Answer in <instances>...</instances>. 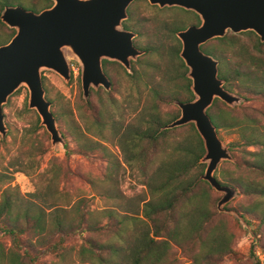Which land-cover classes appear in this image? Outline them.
<instances>
[{
    "label": "trees",
    "instance_id": "16d2710c",
    "mask_svg": "<svg viewBox=\"0 0 264 264\" xmlns=\"http://www.w3.org/2000/svg\"><path fill=\"white\" fill-rule=\"evenodd\" d=\"M13 1L19 3L21 0H0V11L5 5L16 3ZM43 2H46V5L51 3L50 0H39L38 3L29 5L38 10L41 8L39 4ZM0 25L8 28L1 20ZM7 34L1 31L0 38L3 39ZM9 34H13V30H10ZM256 44L254 47L257 50L259 49L257 46L264 43L259 42L257 38ZM239 57L236 78L242 90L240 93L264 97V59L244 50L240 52ZM102 64L105 72V60ZM120 68L129 81L140 80L136 69L132 68L133 72L128 73L122 66ZM230 74L231 71L228 70L227 75L223 72L222 76L229 80ZM187 83L190 84L189 80ZM153 86L147 95L149 97V102L145 104L147 112L143 113L147 118L143 120L142 126L131 132L132 137L126 148L128 157L125 161L129 164L135 163L142 170L148 168L149 163H154L156 161L154 158L160 157L159 154L167 152L164 157L168 162L163 168L161 165L165 162L150 171L152 177V182L148 186L150 198L143 204L141 215L117 214L116 209H103L101 213L106 219L102 222L90 214V210L81 208L85 199L73 203L71 199L65 198L63 200L65 204L55 206L56 197H52L50 206L58 207L60 214L48 222L41 208L35 209L31 205L20 206L19 201L23 198L20 197L19 188L8 185L0 193V221H3L2 228L10 235L12 244L9 247L0 244V264H27L37 261L38 255L28 251L32 246L21 245L20 237L24 233L28 236L36 235L39 244H47L49 250L46 252L42 250L40 253H55L61 260L60 264H175L177 259L171 250L173 244L189 253L191 257L189 264H219L225 257L236 258L237 253L231 246L232 232L223 221L219 224L213 223L216 214L213 209L215 199L211 197L213 189L206 181L199 179L204 169V163L200 162L204 148L194 125L188 123L179 126L187 128L183 136L172 137L171 143L169 136L173 135L178 127L161 129L169 121L161 112V105L171 103L175 99L190 100L193 94L190 88L182 91L172 86L168 88ZM92 92L98 94L101 104L105 93L112 91L103 90L104 96L98 91L91 90ZM46 98L51 102L54 116L59 117L61 113L53 111V101L47 93ZM106 99L108 102L114 100L112 96H107ZM124 99L123 95L122 100ZM85 104L88 107L89 101ZM109 106L115 110L119 107L116 102L109 103ZM210 110L214 112L210 113ZM207 113L221 138V131L236 135V140H230L228 145L231 152L237 150L241 157V161L238 162L237 156L232 152L235 158L232 163L238 173L224 171L222 173L224 181H219L222 184L235 185L242 196L254 198L253 202L243 207L240 212L251 226L253 244L249 251L254 259L256 247L264 250V245L257 243L264 227V125L240 105L229 107L218 98L214 99ZM108 116H112L111 112L105 108V112L101 111L91 119L92 126L80 114L84 119L83 125L75 123L71 126L70 132L81 154L87 155V152L105 149L103 143L92 140V134L94 132L105 139L103 136L105 129L112 132V129L107 127V124L112 123ZM175 116L173 115V118ZM35 122L34 129L41 128L37 124L38 118ZM24 135L25 133L16 150L15 161L19 164L12 165L15 170L23 171L20 167L25 164L31 169L30 175L36 177V190L30 195L38 197L48 194V190L53 191L49 189L50 187L59 185L62 179L68 177L70 169L57 158H51L43 171L35 174L39 167L36 157L43 153L45 148L41 142L35 144L31 134ZM124 140L128 142L127 139ZM38 144L40 146H37ZM71 153L72 150L67 148L66 155ZM24 158L26 162L23 163ZM163 159L162 157L160 161ZM11 179L12 177L0 173V186ZM42 182L45 185L42 186ZM52 195L55 196V193L52 192ZM55 234L59 235L57 241L53 238ZM76 235L81 237V243L80 246L73 247L71 245ZM98 235L105 236V239L96 240L95 236ZM254 261L257 264L255 259Z\"/></svg>",
    "mask_w": 264,
    "mask_h": 264
},
{
    "label": "rangeland",
    "instance_id": "374dc122",
    "mask_svg": "<svg viewBox=\"0 0 264 264\" xmlns=\"http://www.w3.org/2000/svg\"><path fill=\"white\" fill-rule=\"evenodd\" d=\"M17 2L18 1H13V5H20L26 10L35 11V9L30 7L29 3L36 4L39 0L36 2L35 0H21L19 3ZM47 5H49V3H47ZM47 5L46 2H43L39 4V7L43 8ZM10 30H13L14 34V29L9 27L6 28L5 26L3 27L0 25V32L3 31L4 33H8L6 37H3V39L0 38V45L6 43L12 37L13 34H9ZM227 31L228 33L226 32L227 34H225L222 39L221 57L222 61L226 63V66L231 73L233 69L237 68V62L240 59L239 54L243 50L264 59V44L258 45L257 47H259V49L257 50L254 47V45H257L256 43L258 38L255 32L251 30L241 31L238 33H233L229 30ZM251 32L254 34H251ZM258 41L261 42L259 38ZM147 52L145 51V55L136 63V67L138 68L136 70L141 71L145 69L144 71L146 74L151 72L150 68L147 69L145 67V63H147V61L165 66L166 62L164 59H159L158 57L151 55L149 50ZM67 61H69L71 70V76L68 81H65L61 76L52 70L43 69L41 72L45 92L53 101L52 109L56 113H61L59 117L56 118L55 116V118L57 120L59 130L65 138V145L63 147L51 146L50 135L44 126L40 125V118L37 112L27 106L28 90L25 86H20L17 90H15L9 96L7 102L3 105V112L7 125V134L5 137H2L0 134V173L4 174L6 177H12V179L0 186V193L1 190L8 185H10V187L17 186L21 194L20 197L23 198V200L19 201L20 206L24 207L31 205L35 209L41 208L43 212H45V217L48 222L53 220L55 215L60 214V209L58 207H56V209L55 207L50 206L52 197H56L55 206H62L65 204L63 202L65 198L71 199L73 203L83 198L85 201L84 204H81V208L83 210H90V214L97 217L102 222L106 219L101 213L103 209H116L117 214H136L137 216H140L143 204L150 198L148 186L150 182H152L151 172L158 164L165 162L161 165L163 168L166 165V162H168V159L164 157L167 152L165 154H159L161 158H164L162 161H160V157L154 158L156 161L154 163H149L148 168L142 170H140L135 163L129 164L125 161L128 157V149L126 148L129 145V139L132 137L131 132L137 127L142 126L143 120L147 118L143 115V113L147 112L145 104L149 102V97L145 96L146 93H144V89L141 84L133 87L131 83L135 82L129 81V78L124 75L121 68L117 67L111 68L110 71V75L115 81L114 89L105 90L101 86L97 89L91 88V90L98 91L100 95L103 96V90L106 92L112 91L108 94L105 93V98L103 99L104 101L100 104L98 94L95 92L91 93V90L88 99H85L82 95L80 81L81 65L72 55H67ZM139 62H142V64H139ZM132 72L133 71H128V73ZM137 73L141 76L139 72ZM153 77L156 80L158 79L161 81V77L157 75V73L153 74ZM136 83L140 82L136 81ZM137 87L139 88L136 89ZM139 90L143 91L140 99L138 98ZM229 91L237 93L243 97V100L235 106L240 105L241 108L243 107V109L249 113V115L252 114L251 116H256L264 125V97L248 93H240L242 90L241 87H239L238 82L235 84L234 89ZM123 95L125 97L124 101L122 100ZM107 96H112L115 101L110 100V102H108V99H106ZM86 101H89L88 107L85 104ZM111 102H116V104L119 105L118 110H115L114 107H112V109L110 108L109 103ZM105 108L106 110H109L112 115L108 116V120H112V123L110 125L107 124V127L112 129V132L110 133L108 129H105L103 135L105 139L97 136L94 132L92 134V140L103 143L105 145V149L87 152V155H83L79 152L78 146L73 139L72 133L70 132L71 126L75 123L83 125L84 119L86 122L89 121L88 124L93 126L91 119L96 117L99 112H105ZM160 109L164 116L169 119L168 122L179 115V109L174 103V100L171 103H163ZM212 112H214V110H210V113ZM80 114L84 117V119L80 117ZM173 115L176 116L173 118ZM36 118L39 119L37 124H39L41 128L34 129L36 126ZM177 127L178 128L173 132V135H171V132L169 133V135H171L169 136L170 143L172 137L183 136L184 130L187 128ZM24 133V136H29V134H31L32 140L35 144L41 142L42 146L45 148V151L43 153H39L36 157L39 161V167L37 169V173L35 174H40L51 158H57L58 161L67 165L70 169L71 173L68 177L62 179L59 185L50 187L49 189L53 191L48 190V194L38 195V197H35L37 195H30V193L36 190V177H32L30 175L31 169L27 168L25 164L20 167L23 171L15 170L12 165L13 163L19 164L15 161L16 150L21 143L20 139L23 137ZM221 136L222 138L220 136L219 137L222 139L224 145L228 146L232 157L234 153L237 156L238 162L241 161L239 152L237 150H233L232 153L228 145L230 140H236V135L227 133L226 131H221ZM124 139H127L128 142ZM37 146H40V144ZM67 148L72 150L70 155H66ZM233 161H235L234 157L232 160H223L218 164L214 172V175L218 180L221 182L224 181L222 175L224 171L238 173L232 163ZM24 162H26V158H24L23 163ZM205 166L206 163L204 164V168ZM43 185L45 184L42 182V186ZM231 186L236 188L237 194L231 201L223 206L224 210L222 211L217 209V201L222 196V193L213 188V190H211V197L215 199L213 209L216 211L213 223L219 224V222L223 221L226 224L227 229L233 234L231 246L237 253L235 259L225 257L219 264H255L251 252L249 251L251 244H253V236L250 232L251 226L248 225L245 220H243L245 223L243 224L240 218H238L235 214L238 213L241 215L240 212H242V208L251 204L254 198L251 196L246 197L240 195L239 188L235 185ZM52 192L55 193V196L52 195ZM56 192L59 193L56 194ZM242 219H244L243 216ZM2 224L3 221L1 220L0 244L5 245V247H9L12 244V240L10 235L4 232ZM37 238L38 237L36 235L28 236L26 233L20 237L21 245L32 246V249H28V251H33L34 255L35 253L38 255L36 262H27V264H60L61 260L55 253H40L42 250H44L43 252H46V250L49 249H47V244H39L37 242ZM53 238L57 241L59 240V235L55 234ZM95 238L96 240H104L105 236L98 235L95 236ZM80 243L81 237L76 235V237L73 238L71 246L78 247L80 246ZM257 243L264 245V227L262 236ZM171 250L175 253L174 255L177 259L175 264L191 263V257L184 249H181L173 244Z\"/></svg>",
    "mask_w": 264,
    "mask_h": 264
},
{
    "label": "water",
    "instance_id": "95a60500",
    "mask_svg": "<svg viewBox=\"0 0 264 264\" xmlns=\"http://www.w3.org/2000/svg\"><path fill=\"white\" fill-rule=\"evenodd\" d=\"M51 6L35 12L20 5H5L0 20L15 32L0 45V134L5 137L7 125L3 105L20 86L28 90V108L34 109L40 125L50 135L51 146L63 147L65 138L58 128L46 98L42 70H52L65 81L70 79L67 55L81 65L80 81L83 98L88 99L91 88L109 90L111 83L103 70V59L115 60L131 72V60L143 51L133 44L135 33L122 28L126 8L133 0H50ZM150 3L178 5L197 12L202 23L179 33L183 43L180 53L189 68L193 98L175 100L179 115L163 125L169 129L193 123L200 136L206 163L200 180L222 193L217 209L237 194L235 187L222 184L214 175L218 164L233 157L217 133L207 109L215 98L230 107L243 97L224 88L217 77V61L203 53L199 45L209 38L251 30L264 42V0H149ZM232 212V211H229ZM241 222L244 219L235 213Z\"/></svg>",
    "mask_w": 264,
    "mask_h": 264
},
{
    "label": "flooded vegetation",
    "instance_id": "af4514ba",
    "mask_svg": "<svg viewBox=\"0 0 264 264\" xmlns=\"http://www.w3.org/2000/svg\"><path fill=\"white\" fill-rule=\"evenodd\" d=\"M52 3L53 2H51V4ZM51 4L47 5L46 7L51 6ZM43 8H40V10ZM40 10H35V12ZM201 23L202 19L200 15L191 9H187L178 5L161 6L157 3H150L149 0L131 1L126 8V17L122 20V28L135 33L133 37V44L136 48L143 51V53L139 55L137 59L131 60V68L138 69L136 67V63L145 55V51L148 50L150 51L151 55L158 57L159 59H164L166 62L165 66H161L155 64L154 62L147 61V63H145V67L147 69L150 68L151 72L146 74L144 71L145 69L141 71L137 70V72L141 74L139 80L140 83H136V81L135 83H131L133 87L141 84L144 89V93H146L145 96L149 94V89L154 87L153 85L163 88L172 86L178 90L190 88L191 78L188 76L189 68L180 55L183 48V43L179 33L188 29L189 27H198ZM223 37L215 36L213 38H209L199 45V49L217 61V77L224 81L223 86L225 89L232 90L237 83L236 69L232 70L229 80L222 76L223 72L225 75H227V71L229 70L226 66V63L222 61L221 57ZM139 64H142V62H139ZM119 65L126 70V68L118 61L105 59V75L108 77L111 83L110 89L115 88V81L110 75L111 68L120 67ZM155 73L161 77V81L158 79L156 80L153 77V74ZM187 80H189L190 84L187 83ZM172 82L175 83L171 84ZM138 88L139 87L136 89ZM141 90H139V99L143 94V91Z\"/></svg>",
    "mask_w": 264,
    "mask_h": 264
},
{
    "label": "built area",
    "instance_id": "2783aa9c",
    "mask_svg": "<svg viewBox=\"0 0 264 264\" xmlns=\"http://www.w3.org/2000/svg\"><path fill=\"white\" fill-rule=\"evenodd\" d=\"M254 259L256 260L257 264H264V250L256 247L254 249Z\"/></svg>",
    "mask_w": 264,
    "mask_h": 264
}]
</instances>
